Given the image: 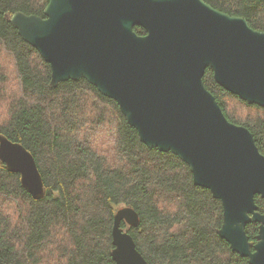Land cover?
Returning <instances> with one entry per match:
<instances>
[{"label":"trees","instance_id":"trees-1","mask_svg":"<svg viewBox=\"0 0 264 264\" xmlns=\"http://www.w3.org/2000/svg\"><path fill=\"white\" fill-rule=\"evenodd\" d=\"M204 1L264 32V0ZM48 4L0 0V134L32 153L45 186L34 199L0 160V264H116L114 217L124 207L139 214L138 226L122 228L148 264H249L220 237L222 202L194 184L187 164L143 144L118 103L85 79L51 86V65L10 22L17 12L44 17ZM203 80L264 155V107L225 90L211 68ZM90 125L111 127L116 165L85 137ZM256 203L264 214V199ZM246 231L254 245L259 224Z\"/></svg>","mask_w":264,"mask_h":264},{"label":"water","instance_id":"water-1","mask_svg":"<svg viewBox=\"0 0 264 264\" xmlns=\"http://www.w3.org/2000/svg\"><path fill=\"white\" fill-rule=\"evenodd\" d=\"M10 21L51 65L53 88L85 79L118 103L143 144L187 164L194 184L222 202L220 237L249 264H264V214L256 203L264 199V155L203 80L211 68L225 90L264 107V32L204 0H49L44 17L17 12ZM0 160L34 199L44 198L31 152L0 134ZM122 223L138 226L139 214L132 207L115 214L113 260L148 264ZM250 224H259L254 245Z\"/></svg>","mask_w":264,"mask_h":264},{"label":"rangeland","instance_id":"rangeland-1","mask_svg":"<svg viewBox=\"0 0 264 264\" xmlns=\"http://www.w3.org/2000/svg\"><path fill=\"white\" fill-rule=\"evenodd\" d=\"M8 61H10V59H8ZM13 91H15V90H13ZM15 93H17V91ZM1 113H2L1 114V116H2L4 111H2ZM88 127L89 128L85 131V137H88L89 135H91V137L93 136L92 137L93 138L92 144H93L94 148H96L98 150H102V152H105L106 154H108V156H109L108 161H110V164L113 166L116 165V160H115V156H114L115 150H113L114 144L112 142V139L114 138V134L109 130V129H111V127L103 126V127H98L99 129H97L96 127H93L91 125ZM1 204H2V201L0 200V205ZM124 230H125V232H128V229H124Z\"/></svg>","mask_w":264,"mask_h":264},{"label":"bare ground","instance_id":"bare-ground-1","mask_svg":"<svg viewBox=\"0 0 264 264\" xmlns=\"http://www.w3.org/2000/svg\"><path fill=\"white\" fill-rule=\"evenodd\" d=\"M11 22V21H10ZM251 132V131H250Z\"/></svg>","mask_w":264,"mask_h":264}]
</instances>
